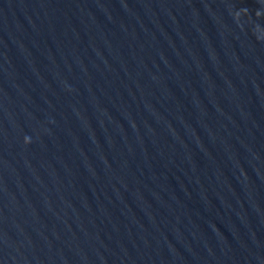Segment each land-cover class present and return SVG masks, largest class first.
<instances>
[{
    "label": "water",
    "instance_id": "95a60500",
    "mask_svg": "<svg viewBox=\"0 0 264 264\" xmlns=\"http://www.w3.org/2000/svg\"><path fill=\"white\" fill-rule=\"evenodd\" d=\"M0 264H264V180L103 0H0Z\"/></svg>",
    "mask_w": 264,
    "mask_h": 264
}]
</instances>
